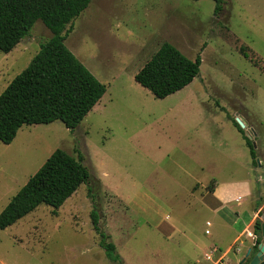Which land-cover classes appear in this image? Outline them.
I'll list each match as a JSON object with an SVG mask.
<instances>
[{
	"label": "rangeland",
	"instance_id": "1",
	"mask_svg": "<svg viewBox=\"0 0 264 264\" xmlns=\"http://www.w3.org/2000/svg\"><path fill=\"white\" fill-rule=\"evenodd\" d=\"M215 8L213 0H92L73 21L65 45L107 91L73 131L61 121L23 125L10 144L0 141V213L57 149L83 156L89 182L60 208L41 204L0 229V264H120L99 245L93 210L122 264L246 257L241 240L233 243L231 211L243 217L239 228L264 204V0ZM51 36L38 21L13 51H0V95ZM165 42L199 55L200 74L157 99L134 76ZM212 179L234 185L218 212ZM214 245L232 250L220 261Z\"/></svg>",
	"mask_w": 264,
	"mask_h": 264
},
{
	"label": "trees",
	"instance_id": "2",
	"mask_svg": "<svg viewBox=\"0 0 264 264\" xmlns=\"http://www.w3.org/2000/svg\"><path fill=\"white\" fill-rule=\"evenodd\" d=\"M92 0H0V51L10 53L41 21L52 36L41 43L40 50L0 95V141L10 144L23 125L49 124L61 121L75 130L93 110L107 91L101 83L67 48L65 40L73 29V21ZM215 14L225 0H213ZM243 55L248 58L244 51ZM201 57L185 56L170 43L158 51L135 74V81L155 98L165 99L190 85L200 74ZM250 154L256 152L245 132ZM82 155L74 157L61 149L55 150L43 166L18 191L0 213V229H6L33 212L39 205L60 208L78 188L89 182V172ZM216 179L207 186L213 193ZM99 245L108 257L120 263L116 246L99 225V214H91ZM262 217V212L259 213ZM255 243L251 257L263 242V222L258 218L253 226Z\"/></svg>",
	"mask_w": 264,
	"mask_h": 264
},
{
	"label": "crops",
	"instance_id": "3",
	"mask_svg": "<svg viewBox=\"0 0 264 264\" xmlns=\"http://www.w3.org/2000/svg\"><path fill=\"white\" fill-rule=\"evenodd\" d=\"M216 181H217V184L215 185L214 191L210 197V204L209 203H207V204L211 205V208L214 211L218 212V211H220V209H223L224 207H225V209L227 208L226 204H227V201L230 199L229 198V190H225V188H229V187L231 188V187H234V185H230L228 187V186L221 184L218 180H216ZM247 190H249V188H247ZM248 194H249V192H248ZM262 199H263V197L260 196L259 200L262 201ZM252 209H253V215H251L248 223H245V221H243L245 223V225L243 223L241 225V227H239V228L238 227L235 228L234 226H236L243 219V217L240 215V213L238 211H233V210L231 211V214L233 216H235V218L233 219L234 221L231 223L232 224L231 228L237 233L234 240H233V243L241 240L240 241L241 242V246H240L241 252L245 251V253H248V251L251 250V247L254 245V242H255L254 238H251V239L249 238V237H251V235H252V237L254 235L253 229L251 230V228L254 226L255 221L258 218H260V220L264 223V219L262 217H259V213L262 212L264 209V204H262V203L254 204ZM205 233H206V231H205ZM209 234H211L210 231L207 235H209ZM262 243L264 244V235H263V242ZM213 250H214V254L218 255L219 260L222 261L224 259V257L228 253L231 252L232 245H230L225 252H223L222 249L220 247H218L217 245H214ZM221 253H222V255H221ZM235 257H237V256L235 255ZM244 257L245 256H242L241 258H239V261H238L239 264H241V262L244 260Z\"/></svg>",
	"mask_w": 264,
	"mask_h": 264
},
{
	"label": "water",
	"instance_id": "4",
	"mask_svg": "<svg viewBox=\"0 0 264 264\" xmlns=\"http://www.w3.org/2000/svg\"><path fill=\"white\" fill-rule=\"evenodd\" d=\"M236 122L240 125L241 128H246V121L242 117L237 116ZM241 264H264V244L261 243L259 245V251L253 257H251V250H249Z\"/></svg>",
	"mask_w": 264,
	"mask_h": 264
},
{
	"label": "built area",
	"instance_id": "5",
	"mask_svg": "<svg viewBox=\"0 0 264 264\" xmlns=\"http://www.w3.org/2000/svg\"><path fill=\"white\" fill-rule=\"evenodd\" d=\"M206 225L209 227V226H210V222H207ZM208 233H209V231L206 230V234H208ZM213 253H214V252H213ZM212 255H213V254H211V255H207V256H206V259L212 261Z\"/></svg>",
	"mask_w": 264,
	"mask_h": 264
}]
</instances>
